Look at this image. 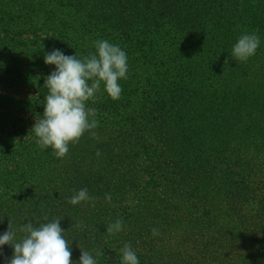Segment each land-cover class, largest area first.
<instances>
[{"label": "rangeland", "instance_id": "1", "mask_svg": "<svg viewBox=\"0 0 264 264\" xmlns=\"http://www.w3.org/2000/svg\"><path fill=\"white\" fill-rule=\"evenodd\" d=\"M106 1L94 3L100 14ZM184 1L190 11L184 9L179 23L197 31L185 37L167 26L172 29L155 36L152 50L159 57L168 52L170 62L148 71L147 66H128L127 74L136 81L138 102L131 113L140 117L138 129L131 131L122 120L117 132L85 144L82 136L70 144L65 158L49 163L37 205L23 206L11 223L17 239L24 235L21 225L30 221L38 227L48 222L43 219L47 214L49 221L62 218L74 264H79L80 248L98 264H121L125 243L131 244L140 264H264V0H231L229 12L223 10V0H206L216 15L221 12L220 20L211 15L198 19L203 12L197 13L194 0ZM7 3L0 0V5ZM204 4L200 9L207 11ZM78 16L80 27L84 17ZM98 26L103 28L101 22ZM89 30L80 38L79 30L71 33L78 47L107 39L104 32ZM245 31L255 32L260 46L240 62L231 50ZM19 36L35 40L28 48L37 50L48 75L55 65H46L44 57L52 50L83 57L68 47L52 48V39L42 31ZM3 47L0 42L6 55ZM24 74L21 82H8L0 71V94L32 97L34 87L44 85L45 79L27 85ZM102 94L100 89L97 98ZM5 105L13 115L27 118L12 102ZM33 147V155L44 154L37 143ZM82 188L97 198L94 207L67 202ZM117 219L123 221V230L109 235L107 226ZM78 222L83 227H76ZM152 228L160 235L153 236ZM7 230L1 223L0 235ZM96 250L104 254L96 257ZM0 251V264H6L14 250L4 245Z\"/></svg>", "mask_w": 264, "mask_h": 264}, {"label": "trees", "instance_id": "2", "mask_svg": "<svg viewBox=\"0 0 264 264\" xmlns=\"http://www.w3.org/2000/svg\"><path fill=\"white\" fill-rule=\"evenodd\" d=\"M4 1L10 5H0V35H2L0 42L5 44L2 50L7 52L6 55L0 52V66H2L0 71L7 75L5 79L8 82L9 80L21 82V76L25 73L27 80L24 81L29 86L40 85L48 73L45 72L46 66H42V61H39L37 50L32 52L28 48V43L34 44L35 40L21 39L19 36L21 33L33 35L42 31L52 39V48L57 47L63 50L68 47L71 51L86 56L90 52H95L94 44L91 45L89 42L87 48H80L74 42L71 33L79 30L77 38H80L94 27L105 33L106 40L119 45L126 52L128 66L131 65L133 68L147 66L146 71H148V69L160 67L165 60L170 62L167 57L168 52H160V57L153 55L152 49L155 48L153 39L161 30L174 28L185 37L188 33L197 31V29L187 30V24L179 23L182 22L181 17L186 13L184 9L190 11L184 0H107L102 6L103 14H100L95 7L99 0ZM223 1V10L231 11L233 5L231 0ZM239 1L243 3L248 1L251 4L254 1L258 3L260 0H236V2ZM194 2L193 6L197 13L203 12L198 19L203 16L202 19L206 20L208 15L221 19V12L216 15L213 9L208 8L206 0L203 7L207 8V11L200 9L201 2L204 0H194ZM260 8L264 9V3L261 1ZM84 10H87L86 13H82ZM80 13L84 17V23L78 27ZM99 16L103 18L100 19ZM99 22L103 28H99ZM174 46H176L175 43ZM69 53L72 52L69 51ZM127 76L126 80L118 81L122 87L120 99L112 100L104 91L102 84L103 94L95 102H87L88 107L97 109L95 118L99 121V125L93 130L96 132L95 136L89 132L83 135L82 144L117 132L121 128L119 125L122 120L124 126L131 131L138 129L136 124H139L140 117L131 113L138 102L135 93L136 81L132 75L127 74ZM40 86V90L39 86L34 87L35 94L32 97L22 98L21 90H17L16 94L22 99H18L16 95L2 96L0 94V225L1 223L8 225L9 220L11 223L16 221L20 216L19 211L26 204L31 208L37 205L42 186L48 181V178L44 177L45 169L51 167L52 164L49 163L59 160L52 154L51 148L44 149L43 155H33V151H36L33 147L36 137L31 129L34 126L35 117L43 114L44 97L47 95L44 85ZM11 102L17 108V112L27 118L13 115L5 105ZM140 108H145V105ZM13 158L16 159L15 162L11 161ZM44 163H47L46 166Z\"/></svg>", "mask_w": 264, "mask_h": 264}, {"label": "clouds", "instance_id": "3", "mask_svg": "<svg viewBox=\"0 0 264 264\" xmlns=\"http://www.w3.org/2000/svg\"><path fill=\"white\" fill-rule=\"evenodd\" d=\"M259 46V36L255 32L245 31L232 47L231 56L236 61L246 62L255 55ZM94 48L95 52L82 58H78L76 54L65 55L59 49L45 54V64L55 65V70L45 78L47 95L44 97V111L42 116L35 117L31 131L36 137L37 145L41 149L51 148L52 154L57 158H65L70 144L79 143L86 132L96 135L93 130L99 125L95 118L97 109L88 107L87 102L96 101L101 85L115 101L122 94L118 81L128 78L127 54L119 45L108 40H96ZM96 155L99 157L101 152L97 150ZM105 199L111 202V194L106 193ZM96 200V197L89 195L87 188H82L67 202L71 205L90 202L94 207ZM43 219L48 222L41 223L38 227L30 221L21 225L19 231L24 235L19 239L9 220L8 230L0 235V249L9 245L14 250L12 257L6 258V264H74L72 242L69 243L64 236L65 230L60 223L62 218L56 217L49 221L45 214ZM75 226L83 227V222H78ZM122 230L123 221L117 219L107 226L106 232L115 235ZM152 235H160L159 229L152 228ZM80 251L79 264H98L92 253L82 248ZM120 252L121 264H140L130 243H125ZM103 254L101 250H96V257ZM0 255H3L2 251Z\"/></svg>", "mask_w": 264, "mask_h": 264}]
</instances>
